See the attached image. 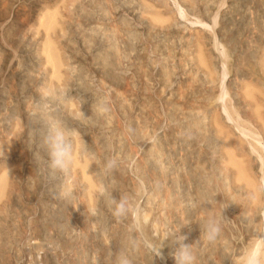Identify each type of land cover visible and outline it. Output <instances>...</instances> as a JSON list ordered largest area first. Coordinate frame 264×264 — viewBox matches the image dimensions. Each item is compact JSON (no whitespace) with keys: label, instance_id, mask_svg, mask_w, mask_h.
I'll list each match as a JSON object with an SVG mask.
<instances>
[{"label":"rangeland","instance_id":"374dc122","mask_svg":"<svg viewBox=\"0 0 264 264\" xmlns=\"http://www.w3.org/2000/svg\"><path fill=\"white\" fill-rule=\"evenodd\" d=\"M263 13L264 0H0V264H174L182 235L196 264H231L225 248L264 223ZM40 110L76 133L64 172L47 169ZM109 197L146 219L160 257L132 250L140 234ZM204 213L222 214L207 247Z\"/></svg>","mask_w":264,"mask_h":264},{"label":"clouds","instance_id":"9594fccd","mask_svg":"<svg viewBox=\"0 0 264 264\" xmlns=\"http://www.w3.org/2000/svg\"><path fill=\"white\" fill-rule=\"evenodd\" d=\"M34 117L41 123L43 133L41 136V147L46 153V166L51 174L64 172L72 164L74 137L76 133L64 127V125L54 117L47 116L42 110L33 113ZM103 195V190L101 191ZM63 196H67L65 191ZM109 203L113 215L118 218H128L131 221L133 232L139 233L140 238L131 242L133 251H143L144 255L150 258L160 257L162 254V241L156 242L142 235V218L138 211L134 210L128 203L126 197L119 199L109 197ZM210 204L209 199L202 201H189L187 207L192 210L203 208V205ZM94 214L95 210H91ZM222 214L204 213L197 217L199 225L200 244L207 247L214 244L221 233ZM253 237L235 255L231 248H225V254L230 258L231 264H264V223L250 222ZM185 236L175 239V249L172 252L174 264H196V249L190 243H184ZM118 264H131L128 254H121L118 257Z\"/></svg>","mask_w":264,"mask_h":264},{"label":"bare ground","instance_id":"6f19581e","mask_svg":"<svg viewBox=\"0 0 264 264\" xmlns=\"http://www.w3.org/2000/svg\"><path fill=\"white\" fill-rule=\"evenodd\" d=\"M264 14V13H263ZM197 25V24H196ZM93 27V26H92ZM95 29H96V27H95ZM37 30V29H36ZM153 36V35H152ZM128 38V37H127ZM218 41V40H217ZM239 43V42H238ZM187 44V43H186ZM42 46V45H41ZM109 46V45H108ZM40 47V46H39ZM25 48V47H24ZM264 50V49H263ZM104 52V51H103ZM106 53H108V50H107V52ZM262 53V52H261ZM107 55V54H106ZM98 58V57H97ZM102 61V60H101ZM100 61V62H101ZM149 63V62H148ZM103 64V63H102ZM102 64H100V65H102ZM150 64V63H149ZM101 67H103V66H101ZM103 68H105V67H103ZM26 76V75H25ZM38 84V83H37ZM75 84V83H74ZM143 85V84H142ZM221 92H222V90H221ZM19 95V94H18ZM232 95V94H231ZM77 96V95H76ZM221 96V95H220ZM244 96V95H243ZM41 98V97H40ZM220 105V104H219ZM222 110V109H221ZM189 112V111H188ZM194 112V111H193ZM185 113H187V112H185ZM190 113H192V112H190ZM189 113V114H190ZM193 114V113H192ZM195 114V113H194ZM31 116V115H30ZM30 116H28L29 118H33V117H30ZM9 117V116H8ZM177 117V116H176ZM183 117H185V116H183ZM197 117V116H196ZM227 117V116H226ZM257 117V116H256ZM55 118V117H54ZM182 118V117H181ZM27 119V118H26ZM202 119V118H201ZM204 119V118H203ZM30 121H32V120H30ZM104 121V120H103ZM199 122H200V120H198ZM89 122V121H88ZM192 122L194 123V121L192 120ZM182 123V122H181ZM188 123V122H187ZM183 124V123H182ZM197 124V123H196ZM114 125V124H113ZM15 126V125H14ZM70 126V125H69ZM187 126V125H186ZM189 126V125H188ZM190 126H193V125H190ZM185 127V126H184ZM193 127H195V126H193ZM204 127V126H203ZM161 128V127H160ZM195 129H197V128H195ZM204 129V128H203ZM205 130V129H204ZM196 131H198V130H196ZM244 131V130H243ZM199 132H201V131H199ZM203 132V131H202ZM205 132V131H204ZM194 133V132H193ZM196 133V132H195ZM194 135V134H193ZM203 135H204V133H203ZM181 138V137H180ZM204 138H206V137H204ZM260 139V138H259ZM258 139V140H259ZM204 141V140H203ZM256 143V142H255ZM257 144V143H256ZM74 146H75V144H74ZM222 147H224V146H222ZM262 147V146H261ZM96 148V147H95ZM120 148V147H119ZM40 150V149H39ZM149 150V149H148ZM179 154H180V152H179ZM154 155V154H153ZM179 156V155H178ZM181 158H182V156H181ZM263 158V157H262ZM179 159V158H178ZM152 161V160H151ZM177 161V160H176ZM153 162V161H152ZM155 162V161H154ZM181 162H183V161H181ZM261 163H260V167H262L263 166V163H264V160L263 159H261V161H260ZM73 163V162H72ZM178 163V162H177ZM184 163V162H183ZM157 164V163H156ZM161 165V164H160ZM184 165V164H183ZM191 165V164H190ZM155 166V165H154ZM178 166V165H177ZM182 166V165H181ZM156 167V166H155ZM159 167V166H158ZM198 167V166H197ZM97 168V167H96ZM183 168V167H182ZM199 168V167H198ZM157 169V168H156ZM190 169V168H189ZM200 169H202V168H200ZM172 170V169H171ZM170 170V171H171ZM237 171H238V169H236ZM195 171V170H194ZM202 171V170H201ZM201 171H199V172H201ZM183 172V171H182ZM185 172V171H184ZM239 172V171H238ZM176 173V172H175ZM197 173V172H196ZM204 173V172H203ZM83 175V174H82ZM185 175V174H184ZM170 176V175H169ZM187 176V175H186ZM170 178H171V176H170ZM181 178H183V176L181 177ZM223 178V177H222ZM185 179V178H184ZM183 179V180H184ZM263 179V181H264V178H262ZM172 180V179H171ZM182 181V180H181ZM187 181V180H186ZM193 181V180H192ZM262 181V180H261ZM201 182V181H200ZM177 183V182H176ZM188 184V183H187ZM202 185V184H201ZM188 186V185H187ZM205 188V187H204ZM155 189V188H154ZM185 189V188H184ZM206 189V188H205ZM171 190H172V188H171ZM170 190V191H171ZM179 190V189H178ZM177 190V191H178ZM186 190V189H185ZM167 191V190H166ZM193 191V190H192ZM173 192V191H172ZM199 193V192H198ZM228 193V192H227ZM87 194H88V192H87ZM172 194H174V193H171V194H166L165 193V195L166 196H168V195H171L172 196ZM192 194H193V192H192ZM206 194V193H205ZM89 195V194H88ZM206 195H208V194H206ZM181 196V195H180ZM188 196V195H187ZM169 197V196H168ZM197 197V196H196ZM196 197H194V199L196 198ZM226 197V196H225ZM228 198H229V195L227 196ZM232 197V196H231ZM184 198V197H183ZM188 198H189V196H188ZM238 198H240V197H238ZM185 199V198H184ZM171 200H173V198L171 199ZM229 200V199H228ZM170 201V200H169ZM174 201V200H173ZM180 201H183V200H181L180 199ZM196 201H198V200H196ZM172 202V201H171ZM175 202V201H174ZM177 202V201H176ZM189 202V201H188ZM170 203V202H169ZM173 203V202H172ZM179 203V202H178ZM181 203V202H180ZM179 203V204H180ZM185 203V202H184ZM178 204V205H179ZM182 204V203H181ZM187 205V204H186ZM172 206H173V204H172ZM187 207V206H186ZM176 208H178L179 209V207H176ZM199 209H201V208H199ZM180 210V209H179ZM181 210H183V209H181ZM263 213H262V216H263V221H264V206H263ZM175 211H176V209H175ZM193 211V210H192ZM202 211V210H201ZM171 212H172V210H171ZM187 212H188V210H187ZM22 213V212H21ZM186 213V212H185ZM189 213V212H188ZM187 213V214H188ZM192 213V212H191ZM199 213V212H198ZM183 214V213H182ZM193 215H194V213H192ZM173 216V215H172ZM198 216H200V214L198 215ZM171 217V216H170ZM185 217V216H184ZM9 218H10V216H9ZM183 218V217H182ZM186 218H187V216H186ZM196 219V218H195ZM177 220V219H176ZM193 220V219H192ZM174 221V220H173ZM188 221V220H187ZM196 221H197V219H196ZM195 221V222H196ZM183 222V221H182ZM89 224V223H88ZM198 224V223H197ZM187 226V225H186ZM197 226V225H196ZM195 226V227H196ZM198 227V226H197ZM196 230V229H195ZM199 242V241H198ZM201 245V244H200ZM9 247V246H8ZM6 250V249H5ZM80 251V250H79ZM109 255V254H108ZM200 257V256H199ZM4 258V257H3ZM137 262V261H136ZM162 262V261H161Z\"/></svg>","mask_w":264,"mask_h":264}]
</instances>
